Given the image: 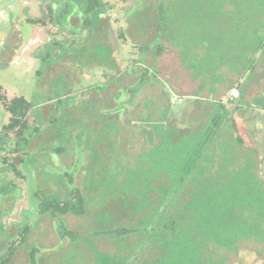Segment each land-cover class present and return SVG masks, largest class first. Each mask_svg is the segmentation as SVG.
Returning a JSON list of instances; mask_svg holds the SVG:
<instances>
[{"label":"rangeland","instance_id":"rangeland-1","mask_svg":"<svg viewBox=\"0 0 264 264\" xmlns=\"http://www.w3.org/2000/svg\"><path fill=\"white\" fill-rule=\"evenodd\" d=\"M237 2L101 0L100 8L86 13L84 0H0V50L4 49L1 93L7 100L22 96L30 102V127H39L32 134L21 166L31 169L37 160H47L40 193L48 191V198H68L70 188L63 173H73L75 186L86 194L87 213L83 217L54 218L39 214L38 204L31 208L36 213L28 225L30 230L40 233L42 227L53 233L44 264L156 262L158 249L152 242L157 231L152 228L176 206V189L181 187L176 183L177 152L189 137V146H195L197 135L184 136L201 131L220 102L231 120L217 137L221 143L210 145L197 178L208 185L218 182L219 186L234 187L229 179L237 172L230 167L236 159L239 165L251 162L254 178L264 182V59L260 50H243V40L239 39L243 37L235 32L239 26L242 32L244 24L243 20L239 24ZM102 17L100 29L91 25L83 30L84 18L97 22ZM230 17L233 22L230 20L229 27ZM247 24L254 25V20ZM12 39L23 42L16 46ZM138 44H161L164 52L155 61L142 54V67L138 63L130 71L137 61ZM249 59H255L252 75L245 66ZM107 60L120 70L127 66L108 84L117 69L101 68ZM144 67L153 76L138 84L140 68ZM237 84L243 99L229 102ZM128 89L135 91L132 100L127 97ZM170 91L182 101L169 104ZM8 119L0 103V128ZM237 137L243 145L236 142ZM14 140L9 134L8 139L1 137L0 143ZM50 149L60 150L52 152V165L47 154ZM210 167L216 169L214 175ZM141 170V179L129 176L132 179L124 182L129 173ZM3 199L0 235L7 238L1 233H9L5 226L13 222L6 220L3 226L1 218L11 208ZM15 206L11 210L16 217L20 206ZM123 216L132 222L140 220L141 232L150 233L140 247L135 244L129 250L125 245L128 240L93 233L114 227ZM58 222L80 236L57 240ZM27 224L26 220L22 225ZM13 229L11 224L8 231ZM212 251V260L220 261L208 264H264V240H243L232 252ZM173 255L172 264H176V253Z\"/></svg>","mask_w":264,"mask_h":264},{"label":"trees","instance_id":"trees-1","mask_svg":"<svg viewBox=\"0 0 264 264\" xmlns=\"http://www.w3.org/2000/svg\"><path fill=\"white\" fill-rule=\"evenodd\" d=\"M84 1L86 4V13L94 12L102 6L101 0ZM237 6V11H241V14H239L240 21L238 20L239 24L242 20L244 24L241 28L242 32L238 31V29L240 30V26L235 32L239 33V37H243L239 39L243 40L244 52L248 47L254 50V53L260 50V56L264 59V0H239ZM84 17L86 16L84 15ZM99 19L97 22H92L88 18H84L82 23L83 30L91 29V27H94V30L100 29L102 27L101 21L103 17ZM230 20L233 22V18H229V27ZM252 20H254V25L251 24L248 26L247 23H251ZM228 26L223 25L224 28ZM158 27L157 25V29H159ZM106 35H109V33H106ZM232 40L235 41V39ZM136 49L138 50L137 61L132 63L130 68L128 67L130 71L136 64L140 63L139 57L142 54H145L144 58L151 55L152 61H155L164 52V47L161 44L153 47L138 44ZM254 63L255 59H249L247 65H245L246 70L250 71L251 75L253 73L255 74ZM140 66L142 67L141 63ZM100 67H116L117 69L113 70L114 74L111 75L107 84L114 81L127 68L126 66L123 70H120L119 66L110 60H107V63H102ZM140 69L142 73L138 76L137 83L143 84L153 74L146 67ZM235 88L238 90V97L235 100L243 99V91L240 85L237 84ZM127 92L128 99L132 100L135 91L128 89ZM170 100L169 94V104H171ZM232 100L234 98L230 97L229 102ZM0 103L9 114L7 124L3 125L0 130V140L1 134L5 135V137L13 134L15 139L12 144L10 142H5V144L0 143V161L5 170L14 179H22L23 174L19 167L24 164L27 157V148L29 143L32 142V134L37 133L39 127H30L29 117H31L32 106L24 97H14L7 100L0 89ZM239 103L241 102L239 101L237 104ZM235 108L239 109L240 107L235 106ZM215 110L212 116H208L205 127L201 131L184 136L197 135L198 138H196L197 142L194 147L189 146L188 142L192 139L190 137L187 138L189 141H184V144L187 146L184 145L182 150L177 152L176 155V163L178 166L176 167V183L181 185V187L179 186L176 189V206L170 207L166 211L167 213L165 212L166 219L162 223H159L158 219L155 224L157 227L152 228V230L157 231L152 242V247L158 249L156 262L141 264H172L175 261L173 259V254L175 253L176 264H208L212 260V250L224 249L226 252H232L238 249L239 243L243 240H264V182L262 183L260 178H257V180L254 178L251 162L249 163L248 161L247 163L246 161L245 164L239 165L236 164V159H234L230 167L235 168L234 171L237 170V172H234L230 179L229 174L231 170L228 169L227 174L231 185L235 184L234 187L219 186L218 182H216L217 185H208L207 182L200 181L197 178L198 172L200 171V164L206 161L203 159L205 154L215 142L221 143L217 137H219L222 129L231 120L230 113L228 114L222 102L218 104ZM231 126L235 131L236 127L234 123ZM178 136L176 133V141ZM236 142L243 145L240 137H237ZM212 149L214 150L216 148ZM54 150L60 151L59 149ZM222 157H225V155ZM200 160L201 162H199ZM221 163L223 165L222 161ZM210 169L212 170L211 167ZM213 171H216V169L212 170V175H214ZM221 172L223 173L224 171ZM139 173H142V170L141 172L132 171L125 178L124 182L132 179L129 176H135L141 179L138 176ZM63 178L66 179L68 188H70L68 198L58 200L48 198L45 194H41L38 203V213L41 215H50L54 218L68 215L76 218L83 217L87 213L85 191L75 186V176L73 173H63ZM0 192L2 193L3 189ZM132 208L134 209V206ZM130 220L128 216H123L116 221L114 227L93 233L95 235H110L117 239L122 238L128 240V242H125V245H128L129 250L135 244V246L140 247L143 244L142 239H147L150 233L141 232L142 224L140 220L137 219L134 222ZM29 230L30 227L25 226L17 232V240L9 242L3 252L0 253V264L11 263L18 247L25 243ZM56 235L60 240H74L80 236L74 231L69 230L62 222L57 223ZM115 245L119 246L120 244L118 245L117 243ZM37 252L38 249L36 248L28 252L29 264H38ZM219 261L212 260L213 263H218Z\"/></svg>","mask_w":264,"mask_h":264},{"label":"crops","instance_id":"crops-1","mask_svg":"<svg viewBox=\"0 0 264 264\" xmlns=\"http://www.w3.org/2000/svg\"><path fill=\"white\" fill-rule=\"evenodd\" d=\"M12 41L16 42L15 43L16 46L21 45L22 44L21 42H23L22 40H18V39L15 40L12 39ZM2 47H4V43L2 44ZM3 55H4V49L0 50V60L1 58H3ZM1 137L8 139L9 135L5 137V135L1 134ZM147 151L148 152L150 151V147ZM52 152L53 149L47 151L48 157L50 159V165H52V156H51ZM31 159H34V157L32 156L30 160ZM37 161L35 163L36 165H34V167H32L31 169L23 168V166L19 167V169L23 174L22 179H14L12 175L5 170L4 166L0 161V191L1 189H3L2 194H0V198L1 200L4 198L3 200L8 204H10L11 208H13V206L15 205H18V207L20 206V208L17 210L16 217H15V210L14 212H12L13 210H11L10 208L9 213L4 214L1 218V221L4 224L3 226H5L6 220H12L13 223L11 224L14 229L13 231L10 230L8 231V228L10 227L11 224L5 226V230H7V232L9 233H1V234H7L8 235L7 238H3L4 235L2 236L0 235V253L3 252V250L6 248L9 242L17 240L18 238L17 232H19L23 227L28 226L31 221V217L34 216V214L36 213L35 211L36 209L33 208L34 210H32L31 208L33 207V205L36 206L39 203V199L41 198L40 191H42V189L44 188L42 181L43 179L42 177L44 174L43 167H47V160L42 161L39 159ZM38 164L39 166H37ZM27 170H33L34 173L31 171L28 173ZM44 194L48 195L49 192L45 191ZM46 219L47 217L45 218V220ZM26 220L28 224L23 226L22 224L24 223V221L26 223ZM29 231L30 232H28L26 235L25 243H23L18 247L10 264H29L28 252L33 248L38 249L37 252L38 264L41 263L44 264L45 259L47 260V255L49 254L48 248L50 247L48 243L49 241H51L53 233H46V230L42 229V227L40 233H36V230L34 229L33 230L31 229ZM55 237H57L56 233H55Z\"/></svg>","mask_w":264,"mask_h":264},{"label":"built area","instance_id":"built-area-1","mask_svg":"<svg viewBox=\"0 0 264 264\" xmlns=\"http://www.w3.org/2000/svg\"><path fill=\"white\" fill-rule=\"evenodd\" d=\"M230 97L231 98H237L238 97V92L237 90H232V92L230 93ZM170 101H171V104H176V103H180L182 101V99H180V97H178L176 94L172 93L170 91Z\"/></svg>","mask_w":264,"mask_h":264}]
</instances>
